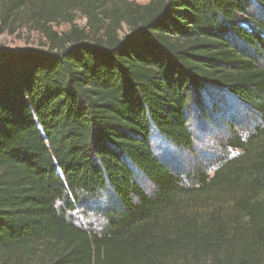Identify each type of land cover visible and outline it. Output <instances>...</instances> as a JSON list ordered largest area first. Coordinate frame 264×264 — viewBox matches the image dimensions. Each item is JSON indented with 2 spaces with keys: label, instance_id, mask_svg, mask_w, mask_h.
<instances>
[{
  "label": "trees",
  "instance_id": "1",
  "mask_svg": "<svg viewBox=\"0 0 264 264\" xmlns=\"http://www.w3.org/2000/svg\"><path fill=\"white\" fill-rule=\"evenodd\" d=\"M18 18L45 42L0 46V264H264V0H0ZM211 91L263 122L186 185L151 136L191 148ZM107 190L101 230L68 215Z\"/></svg>",
  "mask_w": 264,
  "mask_h": 264
},
{
  "label": "rangeland",
  "instance_id": "2",
  "mask_svg": "<svg viewBox=\"0 0 264 264\" xmlns=\"http://www.w3.org/2000/svg\"><path fill=\"white\" fill-rule=\"evenodd\" d=\"M144 4L148 0H130ZM74 23L85 27L87 19L76 14ZM4 29L0 34V46L8 48H43L45 38L37 26L26 19L18 18L2 22ZM70 28L69 23L53 25V30L61 33ZM126 31L123 24L119 34ZM201 102L193 101L189 108V126L194 137L191 148H177L168 140L153 132L151 143L155 154L170 169L177 173L186 185L193 183L195 175L200 171L212 174L214 168L224 160L239 155L242 151L230 147V138L237 134L246 138L262 124L260 113L252 106L237 101L233 96L220 92H202ZM141 185L152 189L151 183L143 175L138 174ZM115 203V197L107 190L98 198L81 202L68 215L77 223L90 230H101L105 223V213Z\"/></svg>",
  "mask_w": 264,
  "mask_h": 264
}]
</instances>
